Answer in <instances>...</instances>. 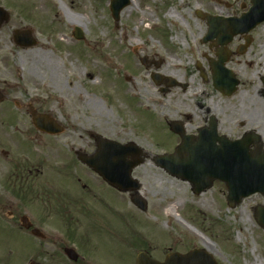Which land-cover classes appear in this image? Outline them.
<instances>
[{
	"label": "rangeland",
	"instance_id": "obj_1",
	"mask_svg": "<svg viewBox=\"0 0 264 264\" xmlns=\"http://www.w3.org/2000/svg\"><path fill=\"white\" fill-rule=\"evenodd\" d=\"M5 1L0 0V6L7 9ZM46 1L52 7H60L59 0H44L42 3ZM65 1L62 2L66 4ZM243 1L240 0L239 4ZM27 2L40 5V0ZM70 2L68 0L67 6ZM109 3L110 0H73L71 5L74 8L69 7L65 17L60 8L58 12L50 8L52 13L49 9L48 14L42 15L53 21L59 14L67 22L73 20L86 26L88 37L84 45L63 44L56 39L62 53L48 52L43 49V42L32 49L17 50L10 39L9 27L0 29V89L7 97L6 103L0 105V200L8 165L3 151L9 153L10 160L16 156L20 163L21 159L25 160L26 168L62 167L73 158L76 174L79 168L74 153L70 151L72 147L93 154L96 135L124 144L134 142L152 157L133 171V177L141 182L139 194L148 204L146 214L132 205L129 195L107 187L100 190L102 195L94 188V193L86 196L85 203L74 208L80 227L89 232L91 239L98 236L96 234L101 235L98 248L105 264H128L125 245L132 246L134 242L127 240L130 234L149 239L153 250L172 249L185 253L203 248L223 262L228 258L229 262L225 264H264V231L255 219V208L264 205V196H252L231 209L227 205L228 191L223 184L216 182L209 191L195 195L189 182L171 176L153 160L159 154L175 153L180 143L164 124L181 119L180 115L194 106L193 93L205 91L206 98L198 100L205 107L210 103L219 105L225 100L214 97L209 76L205 83L196 72L198 64L208 71L209 62L204 56L215 57L208 52V46L200 42L207 27L206 21L196 16L197 8L225 16L239 15L236 13L239 6L232 9L225 7L224 2L216 4L210 0H133L123 11L117 27ZM173 8H178L180 18L170 17ZM23 14L26 21L36 20L39 16V12L27 13L25 10ZM54 22L57 23V19ZM164 22L175 23L167 33L176 40V46H168L169 50L163 48L169 56L165 58L167 65L160 71L182 85H189L186 92L174 88L162 93L165 86H156L150 76L152 71L139 62V57L143 58L145 43L141 39L146 34L154 37L150 26L162 28V36ZM255 35L257 38L264 36V29L256 31ZM262 45L264 47V42ZM152 46L162 47L153 39ZM132 49L137 51L136 58ZM17 51L19 54L14 55ZM235 63L242 70L239 75L242 86L232 101L249 105L244 107H250L251 113L258 111L256 120L264 123V118L260 117L264 101L257 95L264 88L260 81L264 76V52L255 47L248 56L235 60ZM31 94L40 95L44 103L36 110L53 114L66 128L64 134L51 138L37 133L28 115L30 111L19 109L15 103L24 107ZM143 108L151 110L147 112L150 115L144 114ZM195 120L196 117L193 122ZM173 204H177V214L200 235L167 213L158 214L159 210L165 211ZM202 237L210 239V244L204 243ZM113 256L117 258L115 262Z\"/></svg>",
	"mask_w": 264,
	"mask_h": 264
},
{
	"label": "flooded vegetation",
	"instance_id": "obj_2",
	"mask_svg": "<svg viewBox=\"0 0 264 264\" xmlns=\"http://www.w3.org/2000/svg\"><path fill=\"white\" fill-rule=\"evenodd\" d=\"M42 1L44 0H40V5L34 6L27 0H15V5L8 6V9H13L6 24L9 27V36L12 41H14L13 37L17 30L26 29L25 27L31 25L43 42V49L48 52L54 53L57 50L61 53L63 51L62 47L56 44L58 40L63 44L84 45L87 42L86 26L82 24L83 40L77 41L74 38L75 31L72 28L73 20L67 22L62 17H65V12H68L69 7L74 8L71 5L73 0H69L71 6H67L68 0L65 1L66 4L62 2L63 0H59L60 7H52L48 5L49 1L45 3ZM210 1L220 4L216 0ZM239 1L228 0L222 1L221 4L224 2L225 7L232 9L239 6L236 13H244L252 7L253 0H244L240 4ZM50 8L57 12L61 10L62 16L57 14L53 21H50L48 17H43L42 15L48 14ZM53 9H50L49 13H52ZM23 10L27 13L39 12V16L36 17V20L26 21ZM56 19L57 23L54 22ZM167 26L168 24L164 22L162 36L160 35L162 28L150 26L151 33L155 34L154 37L151 38L149 34H146L141 39L145 42L142 51L143 56L147 58L148 67L146 68L152 71L151 76L155 72L163 74L160 69L167 65L165 58L169 54H166L163 48L169 50L168 46L174 48L176 46V40L171 39L167 33V30L170 29ZM259 29H264V24L248 35L249 44L243 36L235 37L229 44L230 58L227 66L235 73L242 71L237 68L235 60L248 56L255 47L264 52L262 45L264 36L257 38L255 35ZM165 34L169 37H166ZM152 39L157 40L162 47H150ZM205 59L209 62L208 71L199 68L197 65L196 72L201 78L205 75V77L208 78L209 76L213 79L215 71L211 68L212 60L208 56H205ZM231 64L233 66H230ZM206 73L208 74L206 75ZM260 81L264 86V77ZM177 88L186 92L190 86L181 84ZM211 91L215 98L220 97V99L225 100H221L219 105L210 103V106L205 107L198 101L202 97H204L203 99L206 98L205 92L202 96L192 99L195 101L194 106L187 108L180 115L181 119L172 120L176 122V127L180 133L176 135L178 140L181 137L196 139L203 136L214 139L215 146L221 148L225 139L236 141L243 137L249 138L252 136L251 132H256L262 137L261 141H263L264 147V123L256 120L259 112L251 113L250 107H244L249 105L233 102L232 98L238 93L235 96L227 97L218 93L214 85H211ZM257 95L262 97L261 99L264 101L263 87L261 91L257 92ZM27 100L24 107L19 102L15 103L19 109L28 110H36L44 105L38 94H31ZM263 115L264 111L260 113V117L264 118ZM194 117L196 120L193 122ZM42 136L53 138L60 135L43 134ZM261 145L262 143L256 142V140H249L248 144L245 142L243 146L247 152H258ZM70 151L72 154L74 153L75 157L80 153L85 154L81 149H74L73 147ZM63 154L67 155L64 152ZM5 157L8 165L5 167L3 197L0 200V264H105L103 253L98 248V243L101 241L99 236L101 235L96 234L98 236L91 239L89 233L80 227L79 216L74 213V208L78 207L79 204H84L86 196L94 193L93 184L88 178L91 175L96 176L78 161L76 162L77 167L85 174L86 178L78 169L75 174L73 158L66 161L62 167L48 166L45 169L43 166H39L36 169L35 166H30L27 169L24 165L25 160L21 159L22 163H20L17 156L16 159L10 160L9 153H6ZM45 163L48 161L46 160ZM95 238L97 239L95 240ZM126 250L125 260L128 264H136L140 254H146L149 258L157 261H163L166 255V253H160L148 246H130ZM116 259V256L112 257L113 262Z\"/></svg>",
	"mask_w": 264,
	"mask_h": 264
},
{
	"label": "water",
	"instance_id": "obj_3",
	"mask_svg": "<svg viewBox=\"0 0 264 264\" xmlns=\"http://www.w3.org/2000/svg\"><path fill=\"white\" fill-rule=\"evenodd\" d=\"M125 0H120L118 2H113L112 11L115 19H119V14L124 6H126ZM255 14L249 15V19ZM6 13L2 8H0V28L6 22ZM210 21H220L219 19L208 18ZM245 20H240L238 22L243 23ZM246 23V22H244ZM220 32V31H219ZM219 32L216 33L218 42L222 43ZM213 34V33H211ZM24 34H16L17 43L21 46L32 47L35 45L34 39L29 36L26 38V43H22ZM20 38V39H19ZM225 39V38H224ZM20 42V43H19ZM224 58L220 56L219 64L223 65ZM231 77L229 74L224 73L221 77L218 76L217 80H220L219 86L226 93H231L235 90L236 84L233 82H227ZM232 80V79H231ZM3 100L0 94V102ZM45 116H35V125L44 132L57 133L58 131L50 129L52 124H46ZM49 127V128H47ZM177 130L176 128H173ZM188 142V139L185 140ZM199 145L206 146L204 142H200ZM244 143H241L243 146ZM197 146L190 148L185 146L179 148L175 155L170 157L158 158V164L164 166L175 176L182 177L189 180L194 187V192L199 194L209 188H211L212 183L215 179L224 180L227 182L229 187V206L234 208L242 202L244 198H247L255 193L264 194V154H253L245 155V157H240V161L245 164L246 171L243 173H232L228 172H216L207 173L205 171L196 172L195 162L197 158L194 157L195 150ZM182 150V151H181ZM183 150H188L189 159L187 161L180 160L184 153ZM140 149L132 144L127 146L120 145L116 142H109L106 140L99 141V151L95 156L92 157H81L80 159L96 172L99 173L109 184L114 186L120 191L128 192L137 190L139 186L135 185V181L131 178V173L135 167L141 164L142 161L139 159L134 161H129L130 156H135L139 154ZM244 152H246L244 150ZM238 158V157H237ZM175 159V160H174ZM229 177V178H226ZM134 204L141 210L146 211L147 205L144 200L140 198L133 199ZM257 221L264 227V208H257ZM199 256L200 262L198 264H209L210 258L205 253H190L189 255L181 256L179 254H174L169 257L165 264H196V257ZM139 264H158L156 262L147 263L144 259L140 258L138 260ZM211 264V263H210ZM213 264V263H212Z\"/></svg>",
	"mask_w": 264,
	"mask_h": 264
},
{
	"label": "bare ground",
	"instance_id": "obj_4",
	"mask_svg": "<svg viewBox=\"0 0 264 264\" xmlns=\"http://www.w3.org/2000/svg\"><path fill=\"white\" fill-rule=\"evenodd\" d=\"M169 15H171L172 17H176V18H177V14H176V12L173 11V10L169 13ZM143 20H144V19H142V21H143ZM210 50H211V51L214 50L213 46L210 48ZM92 77H93V76L90 75V78H92ZM164 212L167 213L169 216H172V217L176 218V220H177L178 222H180L181 224H183L184 226H186L188 229H190V230L193 231L194 233L198 234V232H197V231H196V230H195L190 224H188L187 222H185V221L181 218V216H179V215L177 214V212H178L177 204H173V205L168 206V207L165 209V211H161V210H159V211H158V214H159V215H163ZM202 238H203L204 242H205L206 244H208V241H209V240L206 239V238H204V237H202ZM238 238H239V241L241 242V234H239ZM209 242H210V241H209Z\"/></svg>",
	"mask_w": 264,
	"mask_h": 264
}]
</instances>
